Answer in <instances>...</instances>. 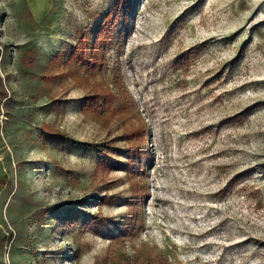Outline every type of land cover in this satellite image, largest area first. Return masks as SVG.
<instances>
[{
	"label": "rangeland",
	"instance_id": "374dc122",
	"mask_svg": "<svg viewBox=\"0 0 264 264\" xmlns=\"http://www.w3.org/2000/svg\"><path fill=\"white\" fill-rule=\"evenodd\" d=\"M119 1L115 76L77 71L71 50ZM51 73L64 75L40 80ZM103 87L126 107L84 111ZM4 92L0 264H264V0H0ZM142 123L144 177L122 156L103 166L94 148L45 145L40 131L127 147ZM56 204L76 207L73 226L55 223ZM86 213L101 217L90 231Z\"/></svg>",
	"mask_w": 264,
	"mask_h": 264
},
{
	"label": "trees",
	"instance_id": "16d2710c",
	"mask_svg": "<svg viewBox=\"0 0 264 264\" xmlns=\"http://www.w3.org/2000/svg\"><path fill=\"white\" fill-rule=\"evenodd\" d=\"M125 3L119 1L115 7L109 12L103 19L99 26L96 36L92 42L83 36L79 43L71 50L69 59L66 63L72 62L76 66V70L85 71L89 75L95 73H111L112 77L116 74L117 66L108 62L107 56L114 48V44L118 42V26L123 17V9ZM120 34L124 35V31ZM195 49V48H193ZM192 49V50H193ZM192 51L185 52L178 57V62L182 63L188 60ZM60 56L54 57L53 61H59ZM26 64L28 68H33L36 64V58L33 54H28L26 57ZM76 72V71H75ZM64 73H51L42 74L40 80L45 83H56ZM120 84V83H118ZM121 91V87L119 89ZM122 93L118 95L114 93L109 87L100 88L89 93L83 100L82 108L84 111L93 113L99 112L98 114H104L106 112H114L118 107L125 106V100H121ZM1 100L7 99L6 92L0 94ZM120 101V103H119ZM247 112H243L237 115L234 119L242 121L246 117ZM145 125L142 123L137 129L127 134L128 146L119 147L114 144L113 141H103L101 143H84L73 139L61 131H57L50 125H44L41 127V139L45 145H68L70 147H91L94 148L98 155V161L105 166L111 161L113 156H122L126 158L124 163L125 169L130 175H137L144 177L147 167L151 164V148L146 143L144 135ZM60 170L64 171L63 168L59 167ZM248 172V171H247ZM241 176V175H238ZM142 194L138 197L135 194L133 201L135 205L136 199H140ZM101 200L106 204V196L101 197ZM138 203V202H137ZM51 216L53 215L55 223H61L65 226H73L78 217L77 209L73 206L66 204H56L46 209ZM87 214V213H86ZM85 214V221L81 226L82 231H90L96 228L98 221L101 219L99 215ZM132 220L127 222L125 226V234L129 236L133 234L134 228L131 226ZM11 239V237L9 238ZM150 264V263H146Z\"/></svg>",
	"mask_w": 264,
	"mask_h": 264
}]
</instances>
